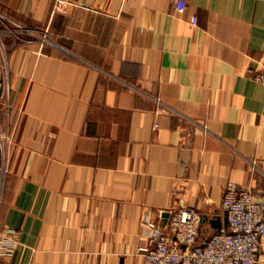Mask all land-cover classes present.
<instances>
[{"label":"crops","instance_id":"obj_1","mask_svg":"<svg viewBox=\"0 0 264 264\" xmlns=\"http://www.w3.org/2000/svg\"><path fill=\"white\" fill-rule=\"evenodd\" d=\"M62 1L0 0L4 264H143L145 222L264 203V0Z\"/></svg>","mask_w":264,"mask_h":264},{"label":"built area","instance_id":"obj_2","mask_svg":"<svg viewBox=\"0 0 264 264\" xmlns=\"http://www.w3.org/2000/svg\"><path fill=\"white\" fill-rule=\"evenodd\" d=\"M66 3L57 0L54 10L65 11ZM186 9L177 0L175 10ZM195 25V21H193ZM6 68L0 75L2 95L8 96ZM255 81L264 85V58L252 70ZM1 137V136H0ZM227 228L199 243L203 215L191 207L169 210L168 231L159 230L153 222H145L150 230V246L141 252L143 264H255L264 239V203L248 190L230 183L223 194ZM16 240L11 231L0 234V264L13 253Z\"/></svg>","mask_w":264,"mask_h":264},{"label":"water","instance_id":"obj_3","mask_svg":"<svg viewBox=\"0 0 264 264\" xmlns=\"http://www.w3.org/2000/svg\"><path fill=\"white\" fill-rule=\"evenodd\" d=\"M169 214L168 213H164V216L167 217ZM211 226L217 230V232H220L222 230V225H221V222H220V219L219 218H213L211 220H209ZM225 222H226V225H225V229L227 228V213H226V217H225Z\"/></svg>","mask_w":264,"mask_h":264}]
</instances>
